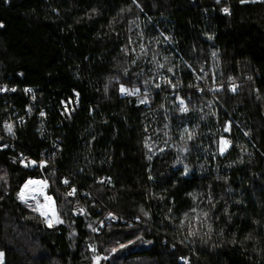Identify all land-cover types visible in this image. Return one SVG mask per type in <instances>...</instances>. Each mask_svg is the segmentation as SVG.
Instances as JSON below:
<instances>
[{
	"label": "trees",
	"instance_id": "trees-1",
	"mask_svg": "<svg viewBox=\"0 0 264 264\" xmlns=\"http://www.w3.org/2000/svg\"><path fill=\"white\" fill-rule=\"evenodd\" d=\"M93 252L264 264V0H0V264Z\"/></svg>",
	"mask_w": 264,
	"mask_h": 264
},
{
	"label": "rangeland",
	"instance_id": "rangeland-1",
	"mask_svg": "<svg viewBox=\"0 0 264 264\" xmlns=\"http://www.w3.org/2000/svg\"><path fill=\"white\" fill-rule=\"evenodd\" d=\"M228 145H229V142L226 139L220 138L219 141H218V145H217L218 152L220 154H223L227 150ZM181 151L184 152L185 149L182 148ZM38 165L43 166L44 163H41V164H38ZM34 180L39 181L42 184L43 187L41 188V191L44 192L42 194L43 196L40 195V194H33L32 196H30V195L24 193L23 192V186L25 184L24 183L22 185L20 191H19L18 197H19V199L22 202H31L33 208L35 209V211L44 219L45 224L47 226H49L48 225V221L52 220L53 223H52L51 227H53L56 224V221H57V214H56V207H55V203H54L53 199H51V201L49 203H48V200L46 199V197H49L46 194L47 182L44 179H34ZM21 193H23V199H21ZM53 203H54V207H53ZM54 211H55V213H54ZM42 212L44 213V215L41 214ZM89 250L90 251H94V246L93 247L91 246ZM101 259H102L101 256L96 255L94 253L93 264H100V260ZM0 260H1V257H0ZM180 262H185V259L184 260L180 259Z\"/></svg>",
	"mask_w": 264,
	"mask_h": 264
},
{
	"label": "built area",
	"instance_id": "built-area-1",
	"mask_svg": "<svg viewBox=\"0 0 264 264\" xmlns=\"http://www.w3.org/2000/svg\"><path fill=\"white\" fill-rule=\"evenodd\" d=\"M62 109H63L62 112L73 113L75 110V104L73 105V103L71 101H68L67 104H63ZM27 161H28V158H25L23 160V163H26ZM41 163H44V165L46 164V162L44 160L38 162V164H41ZM74 209H75L73 212L74 215H80V213H81L80 206L75 204ZM105 218L108 222L113 223V224L117 223V221H118V217L114 213H112L111 211L106 212Z\"/></svg>",
	"mask_w": 264,
	"mask_h": 264
},
{
	"label": "bare ground",
	"instance_id": "bare-ground-1",
	"mask_svg": "<svg viewBox=\"0 0 264 264\" xmlns=\"http://www.w3.org/2000/svg\"><path fill=\"white\" fill-rule=\"evenodd\" d=\"M42 187L43 186L39 185L35 180H28L23 186V192L30 196H32L33 194L42 195L44 193L43 191H41Z\"/></svg>",
	"mask_w": 264,
	"mask_h": 264
},
{
	"label": "snow or ice",
	"instance_id": "snow-or-ice-1",
	"mask_svg": "<svg viewBox=\"0 0 264 264\" xmlns=\"http://www.w3.org/2000/svg\"><path fill=\"white\" fill-rule=\"evenodd\" d=\"M242 2H245V0H242ZM224 12L227 13V12H228V9L225 8V9H224ZM121 91L123 92V91H126V90H125V89H121ZM21 199H23V193H21ZM41 214L44 215L43 212H42ZM57 222H60V221H57ZM52 223H53L52 220H49V221H48V225H49L50 227L52 226ZM122 246H123V245H122ZM0 255H2V253H0Z\"/></svg>",
	"mask_w": 264,
	"mask_h": 264
}]
</instances>
